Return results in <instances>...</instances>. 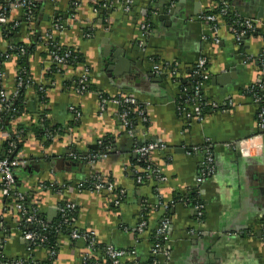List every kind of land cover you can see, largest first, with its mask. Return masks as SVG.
<instances>
[{"label": "crops", "instance_id": "0c3cea01", "mask_svg": "<svg viewBox=\"0 0 264 264\" xmlns=\"http://www.w3.org/2000/svg\"><path fill=\"white\" fill-rule=\"evenodd\" d=\"M16 1L22 0L10 2ZM103 1L114 5L94 13ZM120 1L79 0L73 8L70 0H35L36 12L29 23L34 28L25 25L9 33L0 28L1 84L8 93L15 88L18 56L3 61V54L18 44L28 51L24 69L31 84L23 88L25 112L12 125L26 126L24 142L15 154L25 163L14 170L17 190L47 224L58 217V207L76 205L73 226L93 232L98 246L93 259L100 264L106 263L103 248L107 245L133 250L130 262L148 264L155 259L166 264L162 257L150 254L153 231L163 220H167L171 242L168 264H264V133L257 127V106L247 94L259 77L264 0H227L231 15L252 19L263 32L236 40L222 19L218 45L211 43L208 24L199 19L213 0H131L127 12L118 5ZM4 3L8 2L0 0V9ZM9 16L17 21L21 12L13 9ZM57 22L63 29L53 32L55 42L79 55L82 63L76 69L65 65L51 71L42 37ZM142 25L147 26L146 35ZM201 56L208 61L209 74L204 98L217 107L229 101L231 106L197 120L191 112L180 115L176 99L181 81L188 85L195 80L192 70ZM165 64H177L175 79L154 73L155 66ZM82 68L88 70L91 88L86 94L75 91ZM37 90L45 93V102L38 101ZM97 94L133 96L145 108L147 128L138 126L133 139L129 138L118 118V106L107 103L101 110ZM70 107L80 114L78 120ZM41 116L48 129L61 132L47 143L34 129L43 128ZM7 137L0 131V153ZM104 139L112 143L106 159L91 164L71 159L72 155L98 153L97 144ZM142 141L164 147L165 151L151 154L150 162L161 170L165 182L147 179L136 184L133 172L138 167L130 161L136 142ZM195 147L199 150L192 151ZM205 147L214 170L200 187L204 215L202 223H197L192 206L178 200L188 199L194 189ZM91 175L111 181L122 192L119 206L103 192L77 188ZM6 206L0 194V255L4 259L31 255L40 264H85V242L65 236L57 240L51 262L44 247L28 254L16 214L5 211ZM141 217L147 229L138 235L136 225Z\"/></svg>", "mask_w": 264, "mask_h": 264}, {"label": "built area", "instance_id": "2783aa9c", "mask_svg": "<svg viewBox=\"0 0 264 264\" xmlns=\"http://www.w3.org/2000/svg\"><path fill=\"white\" fill-rule=\"evenodd\" d=\"M8 3H4V6L0 9V28L5 33L12 32L16 29H20L21 27L29 24L34 19V10H35V2L34 0H22L16 2H10L11 0H3ZM73 8L79 6V0H70ZM101 5L95 7L93 9L94 13L99 12L101 8L112 7L114 4L107 3L103 1L100 3ZM124 11H128L131 5V0H121L118 4ZM19 10L21 12V17L16 21L11 19L9 16L10 10ZM199 19L208 24L209 31V39L213 45L219 44L218 32L220 29V24L222 19L230 20V31L236 40H240L241 38L247 36L248 34H257L261 28L258 24L250 18H245L240 15H231L229 4L227 0H213L211 7L203 13ZM50 32H46L43 35L44 43L48 49L50 59L55 65L56 68H60L65 66L68 63V60L72 57V52L62 48L57 42H55V38L53 36V32H61L63 29V25L60 23H54ZM142 34L146 35L147 26H141ZM86 36H90L86 34ZM15 54H12V53ZM24 55L25 49L22 46H10L6 52L3 54V61L9 60L12 56L16 55ZM207 64L208 61L206 57H199L197 60L193 70L192 75L196 80L195 83H190L192 87L193 95L191 97H185L181 103L177 104V111L180 115H189L191 112V116L194 119L199 120L201 115V107L209 106L210 111H214L215 109H220L222 112H225L228 106H231V102L229 101L224 107H217L214 104H210L206 101L203 96V90L205 85L209 79V74L207 72ZM258 67H259V77L254 85L248 88L247 94H250V98L252 102L257 106L256 109V121L257 127L261 133H264V102L263 95L261 91L264 89V48L259 55L258 58ZM154 73L157 75L161 74H169L173 79L177 77V64L174 65H162L155 66ZM4 76L3 70L0 68V111L3 113H15V109L13 108L12 101L18 95V91L21 87H23L24 81L18 75L15 78V88L11 93H8L6 89L2 86V79ZM27 85V84H26ZM89 78H88V70L86 68H82L79 75H77V83L75 87V91L79 94L87 93L89 90ZM189 91L186 87H181V92L183 95ZM98 101L100 103V109L107 104L112 103L119 108V120L125 130L126 135L133 139L135 135V131L138 126H132V122L128 118V111L138 105L137 101L133 96L130 95H118L115 97H105L100 94H97ZM70 112L74 115L75 120L79 119L80 114L74 107H70ZM136 112V121L139 123V126H143L148 123V118L145 114L144 106L140 105V108L135 110ZM14 119L13 121H15ZM15 142L9 141L8 143V155L0 159V194L3 196L4 201H6V209L5 211L10 212L11 210L15 212L17 217V223L19 230L21 232V240H23L28 248V254L33 249L38 247H44L46 244V237L43 236V233H47V231L52 228L48 226V224L40 219L38 216L37 210L33 207H28L26 205L25 196L20 193L16 188V181L14 178V170L24 166L25 163L20 162L16 157H13L11 154L13 150H15ZM97 145H100L98 142ZM199 150V148L195 147L193 151ZM109 149L106 148L105 152H98L95 154H90L88 156H79L72 155L70 156L74 161H87V163L91 164L97 160L106 159ZM164 147L162 145H158L156 143L150 141H142L140 143L135 144L133 148V154L138 158V161H143L149 163L143 169L135 168L133 172V177L135 179L136 184H142L147 179H153L159 183L165 182L166 178L161 174V170L155 165L150 164L151 154L154 152L160 153L163 152ZM200 170L198 174L194 178V191L199 199V191L200 187L203 183H205L209 177L213 174L214 165L212 155L210 154L207 147L204 148V156L203 161L200 166ZM89 182L91 183L90 192H103L107 195H114L118 193L116 196L112 197L113 203L115 206H119L121 202V196L123 195L121 191H116L115 186L111 181H107L98 175H91L87 180L82 181L77 185V188L81 191L83 183ZM174 201V200H173ZM173 201L171 202V206L173 205ZM183 204L191 203L188 199L186 200H178ZM176 202V201H174ZM195 211L196 222L202 223L203 215H204V204L201 201L190 204ZM76 205L74 204H64L57 209V215L60 218L61 222L58 224L57 228H54V232L58 233L61 226H64L66 229H69L68 238L71 240H82L86 244V262L85 264H100L93 257H95L97 249V240L93 232L79 231L77 228L73 226V220L68 218L69 213L76 211ZM32 226H40L41 232L43 233H34L29 231L28 228H32ZM167 220H163L159 226H157L154 230L153 237L155 242L150 246V254L152 257H162L165 260L166 264H168L171 256V242L167 236L166 232ZM59 228V229H58ZM147 229V221L141 217L138 224L136 225V234H143ZM262 243L264 244V234L262 235ZM56 249L48 248V262L54 260L56 256ZM103 254L105 256V264H137L136 262H130L128 259L130 256H134L133 250H124L117 249L111 245H107L103 248ZM27 259H4L0 255V264H40L34 261L31 258V255H28ZM91 257V261H90ZM148 264H158L155 259H153Z\"/></svg>", "mask_w": 264, "mask_h": 264}, {"label": "trees", "instance_id": "16d2710c", "mask_svg": "<svg viewBox=\"0 0 264 264\" xmlns=\"http://www.w3.org/2000/svg\"><path fill=\"white\" fill-rule=\"evenodd\" d=\"M35 2V0H34ZM36 5V3H35ZM97 7V5H96ZM36 12V10H34V13ZM225 22H227L229 25H230V20L229 19H226ZM24 27V26H23ZM27 28L30 29V28H34V25H33V22L31 24H27ZM262 32L263 30H259L258 31V34L259 35H262ZM248 35H251V34H248ZM18 46H22L20 44H18ZM69 51H71L73 54H72V57L70 60H68V63L66 64L68 67H72L74 69H76L77 66L81 65L82 61L79 57V55L75 52H73V50L71 48H68V47H62ZM25 49V52L27 53L28 51ZM47 52H48V49H47ZM18 55V68H19V71L17 73V76L19 75L22 80L24 81V86L21 87L18 91V95L13 99L12 101V104H13V108L15 109V113H12L11 115L9 113H3L1 112L0 113V131H3V132H6L8 137L6 138L5 142L3 143V146H2V151L0 153V159H2L3 157L7 156L8 155V143L9 141H14L15 142V150H13L12 152V156L15 157V154H16V151L18 148L21 147V144L24 142V137L26 135V126L25 124H21L19 123L18 125L15 126V128H13V120L16 119V120H19V117L24 114V105H23V98H22V93H23V88L25 86H27L26 84H31L30 81L28 80V78L26 77V74H25V55ZM12 54H15L14 52ZM48 57L50 59V56H49V52H48ZM51 60V59H50ZM51 71L52 72H57V69L55 67V65H53L52 61H51ZM196 80H190V82L192 83H195ZM75 83H77V78L75 79ZM75 87H76V84H75ZM181 87H186L189 89V91H187L184 95L182 93H180V95L177 97L176 99V103H181L185 97H191L193 95V91H192V87L190 86V84L187 85V83L185 82H182L181 81ZM181 87H180V92H181ZM91 88L89 87V90ZM88 90V91H89ZM264 91V89H263ZM263 91H261L262 95L264 94ZM86 94V93H84ZM37 96H38V101L40 103H43L45 102V93L40 91V90H37ZM248 96L250 97V94H248ZM140 108V105H136L135 107H132L129 111H128V118L129 120L132 122V126H139V123H137L136 119H135V115H136V112L135 110ZM210 112V107L209 106H202L201 107V115H205L206 113ZM42 122H43V128L42 129H36V133H37V137L40 138V139H47L45 140L46 143L49 142L50 139H52V137L57 133L58 134V129L57 128H54L53 130H50L47 128V126L45 125V119L43 118V116H41V119H40ZM148 126V123H146L145 125H143L144 129H146ZM57 129V130H55ZM61 132H59L60 134ZM111 142L108 140V139H104L100 142V145H98V150L97 152H105L106 148H108L109 150H111L112 146H111ZM194 150V149H193ZM192 150V151H193ZM130 163L132 164V166H137L139 169H144L145 166L149 163H146V162H143V161H138V158L137 157H134V159H132L130 161ZM152 164V163H150ZM82 189L84 190H81V191H86V192H90L88 190H91V183L89 182H84L83 183V186H82ZM118 193L114 194L115 196L117 195ZM114 195H106V197H110L112 198ZM123 200V195L121 196V201ZM183 200V199H182ZM188 200L191 202V203H196L198 201H200L196 195V193L194 191H190L189 193V196H188ZM174 201H177V199H175ZM189 203V204H191ZM76 211L75 212H72V213H69L68 215V218H70V220L72 219H75L76 217ZM40 217V216H39ZM40 219H42L43 221H45V218L43 216L40 217ZM145 219V217H144ZM61 222L60 218L57 217L55 221H53L51 224H48V226L52 227L50 228L47 233H43L41 232V227L40 226H32V228H28L29 231H32L34 233H43V236L46 237V244L44 245V248H46L48 250V248H51V249H56L57 250V240L61 237V236H65L68 238V235H69V229H66L64 226H61L58 233L54 232V228H57L58 224ZM154 232V231H153ZM155 242V239L152 235L151 237V244ZM98 247H96L97 249ZM104 259L105 256H104ZM91 261V260H90ZM106 262V261H104Z\"/></svg>", "mask_w": 264, "mask_h": 264}]
</instances>
